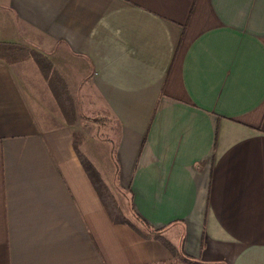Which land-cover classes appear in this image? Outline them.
<instances>
[{"label": "crops", "instance_id": "1", "mask_svg": "<svg viewBox=\"0 0 264 264\" xmlns=\"http://www.w3.org/2000/svg\"><path fill=\"white\" fill-rule=\"evenodd\" d=\"M0 42L51 63L0 66V264L171 261L77 148L191 262L264 264V0H0ZM61 93L107 111L113 142Z\"/></svg>", "mask_w": 264, "mask_h": 264}, {"label": "rangeland", "instance_id": "2", "mask_svg": "<svg viewBox=\"0 0 264 264\" xmlns=\"http://www.w3.org/2000/svg\"><path fill=\"white\" fill-rule=\"evenodd\" d=\"M1 50V49H0ZM25 60H30V62H35V58L32 57V55L28 56L26 59H22V60H17L15 62H7V60H4L0 57V66L4 65V64H13L16 62H22ZM55 80V79H54ZM73 95V99H71V95L68 94H64L62 93L59 94V98H63L65 101L59 102V103H63V111L65 114L69 115L71 117H73L72 115H74L75 110H72V108L77 109V114H75L74 116L78 117L80 116V118H77V121L80 123V128L85 129L86 131L89 132L90 135L92 136H97L99 139V141H101V145L103 146L102 142L104 141H108L112 139L111 142H113V136L116 133V126H115V121L114 119L108 114L107 111H103V113L101 114V112H99L98 114L95 113L96 109L89 107L86 108V110L84 108V104L81 101V97L79 94H72ZM68 97V98H67ZM70 97V98H69ZM61 100V99H60ZM71 101H73V103H71ZM85 101V100H82ZM77 102V103H76ZM75 103V104H74ZM74 104V105H73ZM66 105V107H65ZM71 106V107H70ZM75 137L77 139H79V135L75 134ZM92 142H89V144H91ZM108 147L107 144H104V149ZM103 149V150H104ZM107 190V192L105 191L104 194V200L106 201V203L108 204L109 208H110V213L112 214V217L117 219V220H125L128 221L129 223L132 224V226H134L135 228L139 229L141 232L145 233H149V229L145 226V224L136 216V214L133 212L132 207H131V203H130V197L129 194L125 195L122 192V195L118 196V199L114 197V195L111 194V192ZM119 201V202H118ZM157 233H153L150 235H154ZM160 235V234H158ZM161 236V235H160ZM170 262H173L172 264H182V261L177 260L176 258H172Z\"/></svg>", "mask_w": 264, "mask_h": 264}, {"label": "trees", "instance_id": "3", "mask_svg": "<svg viewBox=\"0 0 264 264\" xmlns=\"http://www.w3.org/2000/svg\"><path fill=\"white\" fill-rule=\"evenodd\" d=\"M0 49H1L0 50V57L4 60H7L8 63L9 62H15L17 60L19 61L22 59L24 60L29 55L30 56L32 55V57L35 58L36 63L39 65V67L41 69H43V71L48 70V68L51 65L48 58H46L43 55L37 54L33 50H31L28 47L23 46L21 44L0 42ZM61 95H62V93H61ZM77 155L80 159L82 166L84 167V169L88 173L89 177L91 178V181L93 182L95 188L97 189L98 194L101 196V194L103 192L104 193H105V191L107 192L108 189L106 188L102 179L100 178L99 173L96 171L94 166L90 163V161L78 150V148H77ZM108 193H109V191H108ZM109 195H110V193H109ZM103 196H104V194H103ZM110 197H111V195H110ZM103 200H104V197H103ZM104 202H105V206H106L107 210L110 213V208H109L108 204L106 203L105 200H104ZM111 216H112V214H111ZM115 220H117V219H115ZM117 221H120L121 223H126V224L132 226V224L129 223L128 221H125V220H117ZM132 227H134V226H132ZM149 232H151V234H153V233H155V230L149 229ZM154 237H155V239L159 240L169 250V252L172 255V258H176L177 260L182 261V263H186V264H192V263L193 264H199L197 262H191L190 260H188V258L186 256H183L181 254V252L165 237L160 236L158 234H155Z\"/></svg>", "mask_w": 264, "mask_h": 264}, {"label": "built area", "instance_id": "4", "mask_svg": "<svg viewBox=\"0 0 264 264\" xmlns=\"http://www.w3.org/2000/svg\"><path fill=\"white\" fill-rule=\"evenodd\" d=\"M173 262H165V263H163V264H172ZM182 264H186V263H182Z\"/></svg>", "mask_w": 264, "mask_h": 264}]
</instances>
